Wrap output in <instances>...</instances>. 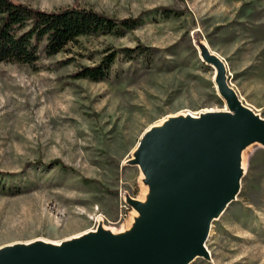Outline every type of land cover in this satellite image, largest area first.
Segmentation results:
<instances>
[{
    "label": "rangeland",
    "instance_id": "374dc122",
    "mask_svg": "<svg viewBox=\"0 0 264 264\" xmlns=\"http://www.w3.org/2000/svg\"><path fill=\"white\" fill-rule=\"evenodd\" d=\"M12 1L141 21L122 37H81L40 54L33 66L0 64V250L86 233L129 240L154 205L140 148L150 129L229 110L225 91L264 119V0ZM137 45L152 58L118 54L104 80L72 77ZM238 142L236 194L210 221L206 252L187 264H264V144Z\"/></svg>",
    "mask_w": 264,
    "mask_h": 264
},
{
    "label": "water",
    "instance_id": "95a60500",
    "mask_svg": "<svg viewBox=\"0 0 264 264\" xmlns=\"http://www.w3.org/2000/svg\"><path fill=\"white\" fill-rule=\"evenodd\" d=\"M224 93L231 114L172 123L168 138H144L140 148L154 205L129 240L97 233L59 253L44 246L9 248L0 264H187L203 253L210 221L236 194L238 140L264 144V122L247 114L232 91Z\"/></svg>",
    "mask_w": 264,
    "mask_h": 264
},
{
    "label": "trees",
    "instance_id": "16d2710c",
    "mask_svg": "<svg viewBox=\"0 0 264 264\" xmlns=\"http://www.w3.org/2000/svg\"><path fill=\"white\" fill-rule=\"evenodd\" d=\"M157 11L165 17L179 14L167 7ZM140 21V17L116 19L92 8L76 5L45 11L25 3L0 0V64L33 66L40 54L53 57L64 52L67 46L76 44L81 37H122ZM152 53V48L142 45L112 50L98 64L81 67L72 77L99 82L107 78L118 54L132 61L140 56L151 59ZM53 163L66 169L59 160ZM7 176L0 172V177ZM3 186L1 183L0 187Z\"/></svg>",
    "mask_w": 264,
    "mask_h": 264
},
{
    "label": "bare ground",
    "instance_id": "6f19581e",
    "mask_svg": "<svg viewBox=\"0 0 264 264\" xmlns=\"http://www.w3.org/2000/svg\"><path fill=\"white\" fill-rule=\"evenodd\" d=\"M232 93H233L234 96H236L233 91H232ZM237 102H238L239 106L247 114H249L250 116L256 118L257 121L264 122V119L263 118L256 116L252 111H250L248 108L244 107L239 100H237ZM212 114H231V113H230L229 110H225V111H223L221 113L206 112V113H201V114H198V115H189V116H187L184 119L187 120V121H190V122H197L198 120H200L201 117L206 116V115H212ZM171 124H172V122H170V121H161L160 123H158L157 125H155V127L153 129H150V131L145 135V137H155L156 139H161V140L166 139L171 134V131H170L171 130ZM237 188H238V176H237V179H236V184H235L234 192L237 191ZM234 195H235V193L231 194L228 197L227 201L223 204L221 210L219 212H217L213 217L217 216L218 214L220 215V212H223L224 211V209L226 208V206L228 205V203L230 202V200L233 199ZM94 234H97V233H86V235H84L82 237H77L75 240H73V241H71L69 243L62 244V245H56V246L45 245V247L50 248L51 250L59 253V252L64 251L69 246H72L75 243L79 242L83 238H86V237L91 236V235H94ZM207 236H208V233H207ZM206 240H207V237H206V239L203 241V243L199 247V250H201L202 252H206V249L204 247V244H205ZM4 250H9V249L0 250V253L2 251H4Z\"/></svg>",
    "mask_w": 264,
    "mask_h": 264
}]
</instances>
